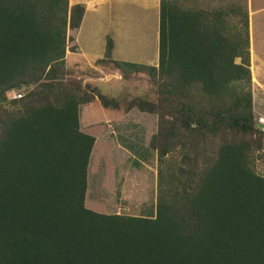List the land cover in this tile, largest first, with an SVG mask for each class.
I'll use <instances>...</instances> for the list:
<instances>
[{"label":"trees","instance_id":"obj_1","mask_svg":"<svg viewBox=\"0 0 264 264\" xmlns=\"http://www.w3.org/2000/svg\"><path fill=\"white\" fill-rule=\"evenodd\" d=\"M83 13L69 0H0V264H264L247 11L232 23L224 9L160 0L157 65L109 61L157 78L169 103L153 144L159 159L176 150L180 159L159 175L153 217L85 205L95 138L79 109L91 98L56 81L66 74L67 28ZM22 86L34 87L7 106V91ZM228 132L244 137L211 149L195 141Z\"/></svg>","mask_w":264,"mask_h":264},{"label":"rangeland","instance_id":"obj_2","mask_svg":"<svg viewBox=\"0 0 264 264\" xmlns=\"http://www.w3.org/2000/svg\"><path fill=\"white\" fill-rule=\"evenodd\" d=\"M173 1L193 8L224 9L229 13L232 23H240L248 9L246 0ZM79 27L76 30L67 28L68 40L64 57L66 74L56 81L79 92L83 98H91L89 103L81 105L79 109L81 129L95 138L87 171L85 205L105 214L153 217L159 175L174 169L180 159L178 150L159 159L158 150L153 144V137L159 129L160 115L168 114L169 103L163 101L157 78L137 70L138 66L131 67L128 71L132 73L126 75L115 69V65L109 62L110 59L105 54H96L92 58L84 56L85 59L78 58L80 54H70L72 46L75 47L74 51L76 47L82 46L77 40L81 34H76ZM133 33L135 38L129 37L128 43L123 42V45H126L123 52L131 56L139 53L140 58L131 60L156 66L158 60L155 55L156 37L153 36V31L151 32L149 26L138 23ZM138 36L140 45L136 47ZM253 65L252 70L250 68L249 89L252 95L253 124L258 131L254 135L260 137L262 143V150L254 154L253 168L257 174L264 177V81L261 79L264 69L260 64ZM33 87L22 86L13 90L16 94L26 95ZM99 94L115 103L117 107L103 106ZM6 96L9 101L7 106L14 107L11 102L16 96L12 90L7 91ZM20 102L21 100L16 103ZM144 102L154 104L157 111H141L138 106ZM243 137L244 135L228 132L206 140L203 136H198L195 141L200 147L205 145L211 149V142L218 145L226 140Z\"/></svg>","mask_w":264,"mask_h":264},{"label":"crops","instance_id":"obj_3","mask_svg":"<svg viewBox=\"0 0 264 264\" xmlns=\"http://www.w3.org/2000/svg\"><path fill=\"white\" fill-rule=\"evenodd\" d=\"M69 4L71 6L81 4L85 7L76 33L81 34L77 40L79 44L82 43V46L76 47L75 51L69 52L70 54H80L78 58L83 59H85L84 56L92 58L96 54L104 55L106 42L110 39L112 43L110 60L142 64L139 60H131V58H140L139 53L131 56L123 52L126 46L123 42L128 43L129 37L135 38L136 35L132 34V31L135 30L136 24L142 23L149 26L153 36L156 37L155 55L158 60L160 0H69ZM246 6L248 8L249 64L251 63L249 68L252 70L253 64H260L264 69V0H246ZM139 38L138 36L136 47L140 45ZM120 57H122L121 60ZM261 79L264 81V73Z\"/></svg>","mask_w":264,"mask_h":264},{"label":"built area","instance_id":"obj_4","mask_svg":"<svg viewBox=\"0 0 264 264\" xmlns=\"http://www.w3.org/2000/svg\"><path fill=\"white\" fill-rule=\"evenodd\" d=\"M12 93H13V95L16 96V97H14V98H17V97H20V96H21V94H16V92H15L14 90H12Z\"/></svg>","mask_w":264,"mask_h":264}]
</instances>
